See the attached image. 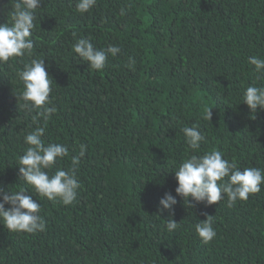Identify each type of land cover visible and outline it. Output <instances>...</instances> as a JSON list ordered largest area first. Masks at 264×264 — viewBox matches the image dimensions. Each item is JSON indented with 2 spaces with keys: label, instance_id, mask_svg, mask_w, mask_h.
I'll return each instance as SVG.
<instances>
[{
  "label": "trees",
  "instance_id": "trees-1",
  "mask_svg": "<svg viewBox=\"0 0 264 264\" xmlns=\"http://www.w3.org/2000/svg\"><path fill=\"white\" fill-rule=\"evenodd\" d=\"M12 3L0 0V23L10 21ZM75 3L42 0L32 55L0 63V186H25L17 156L37 125L16 97V73L43 57L57 111L42 139L68 147L56 165L65 170L87 145L80 188L70 205L27 193L41 204L46 229L11 232L0 223V264H264V184L231 207L226 196L188 207L172 171L213 149L241 169H264V110L253 119L241 102L245 87L264 84L248 63L264 59V0H97L84 14ZM73 33L121 51L92 70L72 51ZM209 107L211 121L203 118ZM194 124L207 137L195 153L181 131ZM165 192L177 203L160 213ZM203 213L217 233L208 244L195 232ZM170 219L179 224L174 232L165 227Z\"/></svg>",
  "mask_w": 264,
  "mask_h": 264
},
{
  "label": "clouds",
  "instance_id": "clouds-1",
  "mask_svg": "<svg viewBox=\"0 0 264 264\" xmlns=\"http://www.w3.org/2000/svg\"><path fill=\"white\" fill-rule=\"evenodd\" d=\"M42 0H13L10 9V21L0 23V63H7L10 59L31 56L34 41L31 39L36 27V12L41 8ZM97 3V0H76L75 10L81 14L89 12ZM120 14L124 15L122 8ZM75 43L71 45L72 51L92 70L104 69L108 57H115L120 51L116 45H108L106 48L97 49L88 38H76L72 34ZM248 63L254 66L255 79L264 80V59L257 56L248 57ZM134 59L129 58L128 67H132ZM22 82V91L16 95L23 100L24 107L32 116L37 125L33 131L24 136L27 148L17 156L18 180L24 187L7 190L0 186V223L11 232H26L35 234L46 229V222L40 215L41 204L33 199L29 192L45 197L48 200H59L63 205L72 204L77 197L80 183L76 173L79 169L81 158L85 156L88 148L81 143L79 155L72 156L71 167L65 170L56 167L59 160L69 155V149L62 143H45L44 136L48 121L57 111L50 98L53 79L45 67L43 57L31 58L24 63L22 70L16 73ZM241 102L251 110L255 119L257 109L264 110V84H250L244 88L241 94ZM212 107L206 108L203 118L211 121ZM43 120V126L40 120ZM185 142L193 153L199 151L201 144L207 141V137L200 130L198 124L185 126L181 129ZM55 168L54 172L51 170ZM177 186L175 193L182 197L188 207H194L196 203L203 202L212 205L227 197V205L231 207L238 200H247L250 194L258 193L264 184V169L257 167H238L235 160L229 161L223 157L220 150L213 149L201 155L191 154L174 170ZM191 198V199H190ZM177 203L176 196L171 192H165L159 200L160 213L172 210ZM9 207H5V205ZM206 219L195 224V232L202 243H210L216 236L213 215L203 213ZM166 230L174 232L179 224L174 219L166 223Z\"/></svg>",
  "mask_w": 264,
  "mask_h": 264
}]
</instances>
